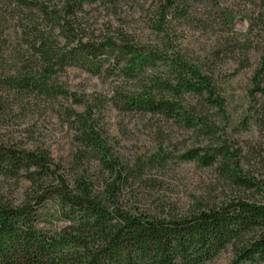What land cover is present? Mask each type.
Masks as SVG:
<instances>
[{
  "label": "trees",
  "instance_id": "obj_1",
  "mask_svg": "<svg viewBox=\"0 0 264 264\" xmlns=\"http://www.w3.org/2000/svg\"><path fill=\"white\" fill-rule=\"evenodd\" d=\"M93 1L0 0V124L34 102L85 105L66 113L76 141L68 165L42 145L0 135V264H209L229 250L228 264H264V150L244 151L222 137L218 118L228 100L216 72L171 51L167 41L162 47L120 30L98 34L85 19ZM247 6L249 27L237 45L244 66L250 52L258 55L251 94L263 99L264 0ZM155 13L154 29L166 36L172 18H189L179 0H159ZM235 48L225 45L216 59L232 58ZM70 67L112 79L107 103L114 109L207 138L179 159L214 168L234 196L179 215L132 202L128 192L165 157L125 162L102 124L104 105L78 100L59 81ZM254 122L264 129L263 102Z\"/></svg>",
  "mask_w": 264,
  "mask_h": 264
},
{
  "label": "rangeland",
  "instance_id": "obj_2",
  "mask_svg": "<svg viewBox=\"0 0 264 264\" xmlns=\"http://www.w3.org/2000/svg\"><path fill=\"white\" fill-rule=\"evenodd\" d=\"M158 1L94 0L86 7L85 19L98 34L120 30L137 41L162 47L167 41L169 47H173L171 51H180L193 63L214 70L222 94L228 100L227 114L218 118L222 137L243 147L244 151L247 148L256 152L264 150V129L254 122L256 110L264 103V98L257 93L251 94V79L258 55L250 52V66H244L243 50L237 45L244 41L249 27L248 0H179L180 5L188 9L189 18H172L165 28L167 36L154 29ZM227 44L236 47L232 58L216 59L217 52ZM59 81L78 100L92 104L99 101L104 105L102 124L112 137L118 154L131 167L157 153L164 155L165 165L148 170L145 180L128 192L132 202L138 198L141 209L157 215L163 210L179 215L201 203L218 204L234 196V192L219 181L214 168H203L179 159L190 149L208 145V139L198 132L159 117L114 109L107 103L115 85L112 79L70 67ZM84 107L76 104L74 99L34 102L24 110L19 108L11 113L0 124V135L29 147L42 145L57 163L68 165L73 159L76 141L66 121V113L68 109L82 112ZM62 226L60 223L59 227ZM232 258L229 250L209 264H228Z\"/></svg>",
  "mask_w": 264,
  "mask_h": 264
}]
</instances>
